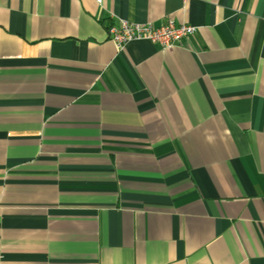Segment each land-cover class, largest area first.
Here are the masks:
<instances>
[{"label": "crops", "instance_id": "0c3cea01", "mask_svg": "<svg viewBox=\"0 0 264 264\" xmlns=\"http://www.w3.org/2000/svg\"><path fill=\"white\" fill-rule=\"evenodd\" d=\"M0 264H264V0H0Z\"/></svg>", "mask_w": 264, "mask_h": 264}, {"label": "built area", "instance_id": "2783aa9c", "mask_svg": "<svg viewBox=\"0 0 264 264\" xmlns=\"http://www.w3.org/2000/svg\"><path fill=\"white\" fill-rule=\"evenodd\" d=\"M97 1L101 2V0ZM195 30L196 28L192 25L177 24L170 18L159 25L121 20L117 23H111L107 27L110 39L118 48H123L129 41L144 39L158 44L162 49H170L181 44Z\"/></svg>", "mask_w": 264, "mask_h": 264}]
</instances>
